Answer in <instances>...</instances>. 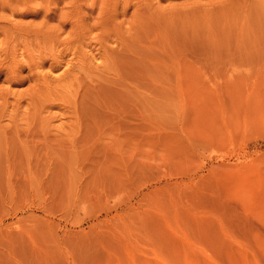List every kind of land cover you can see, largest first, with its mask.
<instances>
[{"label": "rangeland", "instance_id": "obj_1", "mask_svg": "<svg viewBox=\"0 0 264 264\" xmlns=\"http://www.w3.org/2000/svg\"><path fill=\"white\" fill-rule=\"evenodd\" d=\"M0 264H264V0H0Z\"/></svg>", "mask_w": 264, "mask_h": 264}]
</instances>
